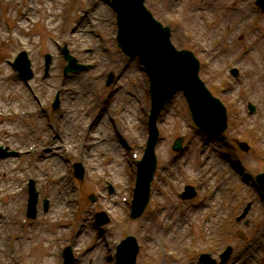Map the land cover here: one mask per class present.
Returning a JSON list of instances; mask_svg holds the SVG:
<instances>
[{
  "label": "rangeland",
  "instance_id": "1",
  "mask_svg": "<svg viewBox=\"0 0 264 264\" xmlns=\"http://www.w3.org/2000/svg\"><path fill=\"white\" fill-rule=\"evenodd\" d=\"M255 1L146 0V6L154 17L171 29L174 46L178 50L191 51L199 60L200 77L227 108L229 127L224 135L210 139L197 130L185 98L182 94L177 95L158 122V169L152 183L150 204L141 219L132 221L130 208L136 183V162L141 160L145 151L151 108L146 74L137 61H130L118 49L116 15L105 0H37V13L33 12V19L28 22L24 20V14H31L28 12L29 7L32 8L31 0H20L27 25L20 38L26 44L17 47L15 38L7 44L0 41V56L12 60L19 52L26 51L29 58L34 59V79L29 86L24 84L27 92L21 96V103L25 109L32 105L36 113L33 118L23 117L20 127L34 141H27L26 145L22 142L14 150L19 152L21 146H26L28 151L33 146L44 150L46 147L51 149V146L53 151L62 152L59 160L63 168L59 180L66 181L67 196L72 198L69 200L72 204L69 205L71 214L62 224L66 227L52 224L51 216L59 205L55 199L59 196L53 194L57 182L47 177L42 169L34 180H27L24 192L18 201L13 202L16 207L19 204L27 207V187L33 181L39 194L37 220L29 221L21 230L15 231L5 220L8 211L12 213L11 203L0 198V240L7 242V250H14L16 240L25 238L23 255L27 258L18 262L5 257L0 264H62V251L68 247L74 249L78 259L76 264H115L111 256L116 253V245L128 236L136 237L141 247L137 264H197L199 257H191L188 253L179 261L181 247L189 244L200 246L213 240L212 249L206 252L212 257L232 246L235 248L234 257L249 258L248 264H258L259 259L264 258V204L252 180L264 172V13L256 8ZM99 6L106 10L102 19L105 21L99 28L87 29L90 31L86 35L75 38L73 30L82 23V27L84 24L87 26V16L96 21L92 15ZM6 18L0 4L3 35L8 33L3 23L6 27L10 24ZM222 19L228 20L230 25L221 24ZM219 26V39L209 41L208 33ZM232 26L237 30L230 31ZM194 33L204 38L199 41ZM64 45L79 64L88 65L90 69L65 77ZM218 52L222 53L218 55ZM46 55H50L53 62L49 77L42 82ZM217 55L218 59H215ZM5 68L7 66L3 71ZM232 68L239 70L237 78L232 77ZM111 73L116 80L107 88ZM63 87L67 88L64 92ZM79 95L81 98L77 100ZM58 96L61 107L54 113L52 103ZM27 97L31 102H25ZM122 101L127 104L125 111ZM4 102L6 106L2 107L9 106L6 99H0V105ZM251 103L258 108L255 117L249 116L247 111ZM103 107L106 108V117L102 130L100 127H87L80 144L82 124L77 126L71 119L76 115L96 119ZM123 115L127 126L123 124ZM9 122L13 123V120L5 122L0 117V144L6 146L10 145L6 132ZM62 126L65 132L70 133L63 134ZM181 137L185 138L183 151L175 154L172 146ZM13 138H16L12 139L16 144L19 136ZM101 139L105 142L100 143ZM235 139L248 142L250 153L238 150ZM54 143L57 146L53 148ZM108 145L114 147V154ZM73 147L80 151L73 152ZM41 155L18 154L4 161H19L20 168L15 172L19 179V174L27 175L35 170L34 162L40 163ZM77 163L85 170L83 183L74 177L73 166ZM5 176L4 171L0 173L1 192L8 185ZM109 184L116 190L114 195L108 194ZM187 185L194 186L198 196L185 202L179 199V195ZM90 197L96 198L95 204L91 203ZM45 200L50 204L47 213L43 209ZM249 204L253 207L246 221L249 224L247 228L244 221L237 222V217ZM23 211L22 220L25 219V209ZM96 212H104L110 220V225L103 230L92 220ZM239 231L246 236L245 242L237 238ZM37 234L46 238L40 248L34 244ZM158 238L168 239V245L156 243ZM253 240L263 242L260 252L255 251L258 256L251 259L243 252L255 250ZM202 248L204 251L209 246ZM46 252L47 256H44ZM34 257H38L36 262L32 260Z\"/></svg>",
  "mask_w": 264,
  "mask_h": 264
},
{
  "label": "bare ground",
  "instance_id": "2",
  "mask_svg": "<svg viewBox=\"0 0 264 264\" xmlns=\"http://www.w3.org/2000/svg\"><path fill=\"white\" fill-rule=\"evenodd\" d=\"M37 0H31V5H32V8L29 7V13L31 14H24V20L26 22H28L30 19H33L32 17V13H37V7L35 6V2ZM107 1V0H105ZM0 4L2 5L3 7V10L6 14V19L10 22L9 26L6 27L7 30H9V34L8 33H5V35H3L1 33V30H0V41L3 42V43H8V41L10 39H14L17 43V47L20 46V44L22 45H25L26 42L20 38V35L23 33V31L26 29L27 25L25 23V21L23 20V15H22V8H21V5H20V0H0ZM50 7V6H49ZM46 8H48V5L46 6ZM51 8V7H50ZM211 9V8H209ZM171 10V9H170ZM13 11L15 13H13ZM88 11V10H87ZM212 12V11H211ZM14 14V15H13ZM106 15V10L104 7H98L96 9V11L94 10L93 11V15H92V18H95L96 21L93 22L90 20L91 17L87 16L86 18V22L88 23L87 26H84L82 27L83 23L79 26H76V29L73 30V34H75V38L80 36V35H86L88 31L90 30H87V29H97L101 26V23L104 22L105 20H102L103 19V15ZM241 16H244V13L241 14ZM32 17V18H31ZM245 18V17H244ZM55 19V17H54ZM32 21V20H30ZM54 22V21H53ZM221 24H224V25H230V22L227 20L225 21L224 19H222L221 21ZM55 23V22H54ZM49 24H52L49 23ZM195 26H196V23H195ZM56 27V25H55ZM221 26H219V28H214L212 30H210V32L208 33L207 35V39L209 41H212L214 42L215 40L219 39V32H221ZM4 28V26H3ZM236 31L237 28L236 26H232L230 31ZM12 34L14 36H12ZM73 36V35H72ZM83 39H85L83 36H81ZM194 37L196 39H198L199 41L202 40L204 37H199L197 36L196 33H194ZM12 53H14V50L12 51ZM219 53H222V52H218L217 54L219 55ZM218 55L216 56L215 59H218ZM31 61H32V64H34V59L31 58ZM119 62L116 63V65H118ZM6 67V66H3V63L2 61L0 60V91H1V95H0V99L1 101L2 100H5L6 99V103L7 107H2V106H6L5 102L0 105V114L3 115V117L7 118V119H4L5 122L7 121H12L13 120V123L12 122H9V125H8V131L7 132V140L8 142L10 143L9 145V149L15 151L14 149H17L18 145H21V143L23 142L25 145H26V142L29 141L30 143H32L34 141L33 137L30 136L29 133L25 132V131H21L20 130V127L22 126L21 124H23V117H29L32 118L35 116V112H34V109L32 108V105L31 108H27L25 109V107H22L23 104L21 103V96L24 94V91L27 92V90L25 88H27L23 82L20 81V79H16L15 78V75L13 73H10V66L8 65L7 68L4 69L5 73L3 74V68ZM88 71V70H87ZM86 72V71H85ZM67 88L63 87V91H66ZM77 93V92H76ZM5 94V95H4ZM93 96H91L92 98ZM80 95L79 97L77 98V100L79 99L80 100ZM89 100H92V99H89ZM94 100V99H93ZM31 102L30 98L27 97V99L25 98V102ZM126 103L124 101H122V108L123 110H127L126 109ZM95 107V106H94ZM92 110V109H90ZM100 118L98 121L95 120V118H88L87 116V119L86 118H82V116H79L77 117L78 115H76L75 117H73L71 119L72 122H76L77 123V126H80L82 124V131H80L79 133H81L80 137L79 138V142L81 144L82 142V138L85 136L84 132H85V129L87 127H90L91 128H98L100 127V130H102V127L104 124H105V114H106V108H100ZM116 111V109L114 110ZM113 111V112H114ZM131 112V108H130V111ZM83 116H84V113H82ZM15 119V120H14ZM7 120V121H6ZM123 124L125 126H127V122L125 121V117L123 115ZM13 124H17L16 125H13ZM63 131V134L68 132L70 133V131H66L64 130L63 126H62V129ZM21 132V133H20ZM23 132V134H22ZM22 134V135H21ZM16 135L19 136V138L16 140V144L15 142L12 140V139H16V138H13L15 137ZM88 135V134H87ZM21 137V139H20ZM88 137V136H87ZM48 143V142H46ZM1 146V144H0ZM57 146V144L54 143L53 145V148ZM109 149L111 148L113 154H114V147H112L111 145H108L107 146ZM13 148V149H12ZM75 147L71 148V150H73V152L75 150H77L78 152L80 151L79 148H76L74 150ZM24 149H27V147H20L19 148V151H24ZM70 150V151H71ZM62 152L60 151H53V149L51 148L50 149H44L43 150V147L40 149L38 147H36V150L32 152V154H30V156H37V155H40V154H43L41 155L39 158L41 159L40 160V163H37L36 161L34 162V168L35 170L32 171V172H28L27 175L26 174H19V179H18V176L15 174V172H18L19 168H20V164H19V161L18 160H11V161H2L0 160V173L4 171V173L6 174L5 176V181L8 182V185H7V188H5L4 191H2L3 193L0 194V198L1 200H5V201H8V203H11L10 204V207L12 209H10L12 211V213L10 214L9 211H8V214L6 215L5 217V220H7V225L10 224L12 227H14V230L15 231H19L21 230L22 228V225H21V220H22V217H23V210L21 207L22 204H19L18 207H16V205L14 204L17 200V198L24 192V190L22 189V187L25 189V186L27 184V180H34L36 177L39 176V169L41 170H44L46 172V175L47 177L49 178H52L54 180V182H57V185L53 188V194L55 196H59V197H56V201L59 203L58 207L54 210L52 216H51V222L52 224L54 225H58L60 228H64L66 227L65 225H62L64 222H65V219L67 218V216H69L71 214V210H70V206L72 204L71 201L69 200H72V198L70 196H67V190H68V186H66V181L65 180H59L60 179V171L61 169L63 168V165L62 163L60 162L59 158H60V154ZM250 153V152H249ZM29 156V155H28ZM238 166V165H237ZM35 177V178H34ZM229 177V176H228ZM30 178H33V179H30ZM232 178V177H231ZM65 181V182H64ZM24 183V184H23ZM33 183V181H31L29 183V186L27 187V190H29V187L30 185ZM66 197V199H64ZM260 199L261 198H264L263 196H260ZM58 198V199H57ZM48 201V200H47ZM14 202V203H13ZM49 202V201H48ZM71 203V204H70ZM251 208L253 207V204H250ZM198 217V216H197ZM248 219V216H246V218H241L239 220H237V222H245L246 223V220ZM2 228V227H1ZM10 228V227H9ZM246 232V230H245ZM179 233V231H178ZM176 234L177 237H179V234ZM238 237L239 236H244L243 233L241 231L237 232L236 234ZM247 235V233H246ZM248 239L249 236L247 235ZM263 239V238H262ZM25 238H19L16 240V242L14 243V250H7V247L6 245L7 242L3 241V240H0V262H4L5 261V257H10V260H15V261H20L21 260H24V259H27L26 256L23 255V249L24 247L26 246V241H24ZM49 240H51L49 238ZM158 241H156V243H159V244H166L168 245V239L164 240V239H161V238H158L156 239ZM161 240V241H159ZM34 241H36L34 244L36 247H41L43 245V243L46 242V238L45 236L43 235H35L34 237ZM254 243V246H256L255 250H249L247 249L246 251L243 252V255L247 254V256L251 257V259H254L256 258L258 255L255 254V251L256 252H260V248H261V245H262V242L263 241H256V240H253L252 241ZM208 243V241H206L203 245H200V246H206ZM31 245V244H30ZM165 245V246H166ZM190 245V244H189ZM50 245H47L46 248H49ZM200 246H195V247H200ZM181 253V252H180ZM40 255H41V251H40ZM49 255V254H48ZM51 255V254H50ZM44 256H47V252L44 253ZM49 257V256H48ZM183 258V257H182ZM38 257H34L32 258V260H34L35 262L37 261ZM228 259L230 261H228L226 264H245V262L248 264L249 260H243V258L239 256H237L236 259H234V255H231L229 254L228 256ZM181 260V259H180ZM262 264H264V258H262V260H260ZM219 262V261H218Z\"/></svg>",
  "mask_w": 264,
  "mask_h": 264
},
{
  "label": "water",
  "instance_id": "3",
  "mask_svg": "<svg viewBox=\"0 0 264 264\" xmlns=\"http://www.w3.org/2000/svg\"><path fill=\"white\" fill-rule=\"evenodd\" d=\"M143 4L144 0H114L113 2L119 19V47L132 59L138 57L145 66L151 79L154 100L151 121V132L154 133L148 145L146 158L139 164V184L132 219L141 217L148 204L150 184L156 170L154 149L158 141V133L155 123L160 111L175 93L184 92L194 120L200 129L220 135L227 128L226 111L199 81V66L192 54L177 53L171 47L169 30H163L146 11ZM260 5L264 7V0L260 2ZM65 58L69 61L68 72L85 69L79 66L66 50ZM28 67L29 63H27V69ZM180 145L181 142H178L174 149L179 150ZM78 170L82 175L83 170L80 166ZM260 183H262L261 180ZM100 224H103V221H100ZM127 243L128 246L131 243L133 246L129 247V262L135 264L138 246L134 239H129ZM73 262L74 260L70 258L69 264Z\"/></svg>",
  "mask_w": 264,
  "mask_h": 264
}]
</instances>
